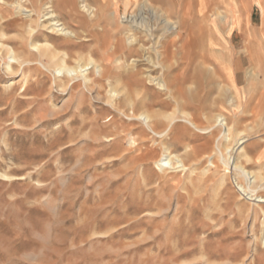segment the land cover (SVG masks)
Returning <instances> with one entry per match:
<instances>
[{
    "label": "rangeland",
    "instance_id": "374dc122",
    "mask_svg": "<svg viewBox=\"0 0 264 264\" xmlns=\"http://www.w3.org/2000/svg\"><path fill=\"white\" fill-rule=\"evenodd\" d=\"M145 2L130 0L128 7L125 0H107L105 32L102 23L83 32L63 12L64 21L83 40L57 37L58 46L72 56L93 51L106 66V77L97 74L94 78L101 82L92 88L79 78L74 82L81 86L72 92L57 89L47 57L33 58L32 69L24 73L30 77L26 83L21 72L4 70L9 59L0 54V264H264L262 204L253 206L256 196L264 195V180L238 174L232 166L240 160L264 178V0L153 2L169 12L175 25L186 9L194 65H200L198 55L215 40L214 49L231 68L230 77L219 72L217 85L210 82L201 89L191 80L183 86V99L199 128H212L197 130L176 115L169 144L183 158L185 170L157 167L159 138L135 117L144 106L166 114L174 110L171 103L160 105L165 98L147 80L149 71L157 76L158 70L146 62L132 68L134 58L125 70L116 64L115 41L127 38L133 20L156 34L164 32L161 13L142 8ZM240 14L245 15L242 22ZM245 19L253 30V55L263 58L254 79L248 76ZM140 31L147 32L139 28L136 35ZM7 35L20 44L24 33L10 29ZM176 40L179 49L177 35ZM24 50L31 51L27 42ZM185 69L178 74L191 77L193 69ZM137 70L140 74L133 75ZM121 76L122 83L141 91L149 102L112 107L110 84ZM221 114L245 132L247 158L236 154L237 139L225 144L224 132L214 123ZM164 126L160 121L157 130ZM6 173L14 178L1 176ZM241 185L252 187L255 198Z\"/></svg>",
    "mask_w": 264,
    "mask_h": 264
},
{
    "label": "bare ground",
    "instance_id": "6f19581e",
    "mask_svg": "<svg viewBox=\"0 0 264 264\" xmlns=\"http://www.w3.org/2000/svg\"><path fill=\"white\" fill-rule=\"evenodd\" d=\"M106 2L107 0H0V54L9 59L7 64L3 63L5 65L4 70L9 74H14L17 71L24 75L25 70L32 69L30 64L33 63V58L47 57L51 61L53 73L56 78L55 81L58 80L55 84L57 85V89L66 92L70 88V91L72 92L76 87L81 86L80 83L74 82L79 78H82L83 83L87 88H92L93 85L100 84L101 79H96L94 77L99 74L102 79L105 78L107 73L106 66L103 62H99L100 60H96L93 51H89L87 55L77 53L75 56H72L68 51L58 46L56 42L58 40L57 37L64 38L67 42L83 40L81 34L78 31L71 29L64 21L62 17L63 12H66L72 17V20L84 30L83 32L87 29L94 30L97 27L100 28L101 23L103 25L102 31L105 32L106 26L104 25L105 22L102 17L105 12L104 4H106ZM153 2L154 0H146V5L142 8L151 11V13L157 16L161 13L160 16L164 19L165 23L164 32L161 35L156 34L153 30H148L147 26H144L137 20H133L129 23V29L127 28V38H117L115 41L114 52L118 55L116 58V64L119 70H125V67L127 68L129 66L127 65L129 59L134 58L132 68H135V66L138 67L139 63L146 62L149 67L158 70V73H156L157 76H154V74L151 73L153 70L151 72L149 71L147 80L158 89L160 98H165L164 100H161L160 105L164 106L171 103L174 110L171 113L166 114L151 111L149 106H144L141 111H138V114L137 116L135 115V117L140 120L143 125H146L148 130L151 131L155 137L159 138L161 149L158 157L155 159L157 167L164 170L166 165H169L173 170H185L186 165L183 158L176 155V153L174 154V151L169 144L172 126L178 120L176 115L180 114L183 122L188 123L197 130H202L203 132L210 130L209 132H212V128H199L194 115L189 112V109L186 106L187 101L183 99V94L187 91L186 89H183V86L191 80L197 82L201 89L206 88L210 82L217 85L216 79L218 75H220L219 72L224 71L226 75L230 77L231 68L227 62H225L226 60L223 61L222 57L220 58L218 52L214 49L213 42L217 43L215 40H210L207 48L201 43L203 48L206 49L203 50L201 54L199 52L200 55H198V57L201 59V62H199L200 65H194L196 59V54L194 52L195 43L190 39V34L187 31L188 20L186 18V9H183L180 21L178 22V25H175L170 18L169 12L167 10L156 8ZM125 3L128 7L130 6V0H125ZM13 9L16 10V13H14ZM40 15H42V20H40ZM244 16L245 15L240 14L238 20L242 22ZM243 23L248 27L250 25V20L245 19V22ZM139 28H145V31L147 32H143V34L142 31H140L141 35H136L135 32L136 30L138 31ZM10 29H20L23 31L24 35L19 36L22 41L20 44L8 41L7 31ZM252 33L253 30L249 26L245 52L248 54V58L251 62L248 76L249 78L254 79L257 77V71L260 72L261 70V68L258 67V59L263 60V58L258 56L254 57L253 55L254 53L251 47L253 42ZM176 35L181 42L179 49H176ZM41 37H43V40H41ZM262 40H264V34L262 35ZM24 41L28 43L31 51L25 52ZM81 45L86 44L81 42ZM87 45H90V43ZM153 55H157V61L153 59ZM178 56L183 63H179L181 61L178 59ZM185 67L186 69L188 68V70L189 68L193 69L191 77H183L178 74L180 73L179 71L184 70ZM139 74L140 72L137 70L133 75L137 76ZM23 77L25 78L26 83H29L30 77L25 75ZM117 77L115 78L116 81L110 84V95L108 94V102L112 107L122 110L124 108L126 109L128 106L133 107L138 100H140L139 102L142 103V105H145L147 101L149 102L148 97L142 95L141 91L132 90L129 85L122 83V76L121 79L120 77ZM109 78L110 77L106 79L108 80ZM70 82H73V84L69 85ZM26 89L27 88H25V90ZM234 99L236 100L235 96H233L231 102H234ZM166 100H168V102ZM133 114H135V112H133ZM204 117L207 121L211 120L207 115H204ZM214 119V123H216V125L224 132L223 139L226 142L225 144H230L232 140L237 139L236 146L238 147L236 149V154H239L240 159L247 158L246 149L242 147L244 144L243 140L246 139L244 137L245 132L232 125L225 115H218ZM160 121L163 126L165 125L162 131L157 130ZM222 157L224 158V155H222ZM231 158L232 155H230V159ZM235 161L237 162L233 161L234 163L232 166H234V171L238 172V174L247 175L249 178H254L255 180L258 178L264 180V178L261 177L262 174L259 173L260 171H248L246 167L241 165V162L239 163L240 160ZM224 166L226 169H229L230 160H227V162L224 163ZM207 171L208 170H205L204 173ZM1 176L8 180L14 178L7 173ZM240 187L247 196H250L251 198L256 196L254 195L255 190L252 189V187L250 189H247L243 185ZM255 199H259V201L253 205L254 208L257 206L259 207V204H262V207L259 208L264 216V195L256 196ZM254 210V215H258V211L256 209Z\"/></svg>",
    "mask_w": 264,
    "mask_h": 264
}]
</instances>
